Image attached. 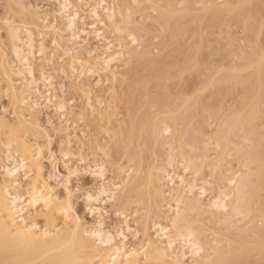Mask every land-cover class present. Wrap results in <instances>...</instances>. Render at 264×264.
<instances>
[{"label":"rangeland","instance_id":"obj_1","mask_svg":"<svg viewBox=\"0 0 264 264\" xmlns=\"http://www.w3.org/2000/svg\"><path fill=\"white\" fill-rule=\"evenodd\" d=\"M69 1L72 8H75L77 3L79 4L77 9L75 8L77 13H79L77 27L80 30L88 32V25L89 23L91 24V18L89 17L90 11L87 12V10L92 9L90 8L92 6L93 8L97 7L99 2L103 0ZM177 1L182 3L172 2V0H105L103 1L104 3L99 4V15L101 17L103 16L102 18L105 20V7H119L121 5L122 8H119L121 10L117 11L122 13L123 18L128 17V21L124 22L122 26L123 32L117 34L108 33V30L104 31L102 30V26V28H98L99 25H97L96 29H101V33L106 34V37L102 34L105 40L102 37L95 38L92 34L86 36L82 33L77 43L70 42V44L68 38L66 39V33L62 34V40L55 37L56 35L54 36L55 32L52 27L56 26V28H59L62 22L57 17L58 15H56L57 5L53 0H0V50H2L0 51V56H4L3 58H1L2 56L0 57V119H3V125L6 123L9 126V128L7 126L4 128L1 125L2 128H0V186L7 182V179L1 172V161L4 157L2 155L4 154L3 147L8 143L12 145L10 146L13 148L12 150L19 151L21 142H26L25 144H28L29 147H35L37 145L36 147L41 149L39 150L41 154L38 158L40 162H37L42 170L36 174V171L33 169L34 167H31V169L29 168L25 171L27 176L20 173L22 176L19 174V178L17 177L16 179L19 186L17 185L18 187H15L17 192L22 195L26 194V196L29 193H26V191H29L30 186L31 191L34 184L37 187L42 185L44 189H47L48 192L50 191V195L53 197L51 203L53 206L50 204V208L44 209L41 208L42 205H37L30 207L27 210L28 212L24 214L25 221L28 224H37V230L48 229L49 227L50 230L52 228L58 230L59 228L62 229L59 232L68 235L73 229V220L75 217V219H79L80 227L78 226L79 228L77 229L79 235H83V232H85L84 229L93 230L94 227H101L100 229L105 230L106 234H111L112 236H110L112 238L115 237L111 243L112 246H119L121 244L120 241H122L123 243L125 242L126 249H136L147 239L156 241L157 239H155V232L152 227L155 222L152 220V217L147 215V210H142L145 206L143 207L142 204L136 203L137 206L135 207V204H131V209L124 208L126 212L123 211L124 209L123 207L121 208V203L118 202L119 199L116 196V192H114L116 190L112 186L120 180L119 178L122 174H117V168L120 166L123 169L129 166V168H132L133 166L135 168H132L134 172L141 171L139 169L143 168L142 166H145L144 169H148L152 166L163 165V161L166 159V154L168 153V148L163 146L166 144L162 142L163 138L159 140L160 144H162L161 146L158 142V144H153L155 151L152 149V153L158 151L155 154L156 156L158 155V158L154 157V154L152 155L150 152L152 143H149V146L147 144V148L150 150L146 149V145L142 146L140 144H143L146 139L141 128L146 127L151 122V120L147 121L148 118L159 120L166 117L171 122L169 123L172 124L174 122L170 118L173 119L183 113V110H185L183 106L192 105L189 113L193 115V119L191 117V122H187L190 127L186 124L190 132H183L182 135H185V137L183 136L184 139H182V136L179 137L181 138L180 140L178 137H175V139L177 138L178 140H176L178 142L182 140L184 142H181L182 148H187L185 146H188V150L190 147H194L196 142L199 146L195 145V152L199 149L200 151L198 153L196 152L198 155L200 153L201 157L208 155L206 157L210 158V160L207 158V161L204 162L203 172L195 177V183L197 185L200 184V180L205 175L208 181L217 183L220 172L225 169V166H228L225 162L219 160L222 159L221 149L224 147L227 138V142L229 143H226V146H228L226 151L229 152V157L225 161H228L227 163L231 167L230 169L233 172H237L238 175L244 174L247 170L251 173V181L253 183L250 197L252 214L257 218L258 225L262 227L264 233V0ZM23 8L25 9L23 10ZM128 8L129 15L125 17L126 13L124 10ZM215 17H217L216 23L210 25L209 21ZM6 19L12 22V25H23L21 27L27 28V30L32 32L35 45H38L42 40L45 47V54L35 53L31 61L34 66L36 64L33 67L34 77L37 82L38 92L42 94L41 97L46 96V82H41L42 80L39 76L41 70L45 71V73L47 72L46 75L50 77L48 82L51 85L53 84L50 87V89L53 87V90H49V92L51 91L50 95L52 96L54 93L55 95L53 96H58L55 97L57 98L56 101L53 98L55 102L51 99L52 103L49 104L52 105H49L47 102H42V105V100H40L39 104L41 106L39 105V109L28 112L26 109H22L23 111L19 110L21 109L19 104H16V100L14 101L15 98L11 94V90H9V86L7 87L8 81L1 72V64H4V62L13 66V68L16 66L7 40L6 27L4 25L5 22H8ZM118 20L121 21L122 18L118 17ZM44 26H51L52 29L46 30L44 28L42 30ZM42 31L44 32L42 33ZM21 34L23 36L24 32H21ZM41 34H44V36H41ZM128 34L134 35L137 40L136 43H132L129 40ZM23 37H25V34ZM107 37L108 40H106ZM84 40L86 43L83 42ZM119 44L122 46L126 45L127 49H129L128 52L130 51L132 53L133 51L132 54L134 55L132 57L130 56V58L128 56L131 54H125L124 56L114 55L111 64L113 66H111L112 68L108 72L102 71L98 67L91 74L82 73L79 79H75L74 76L71 77L68 65L74 62L77 63L79 58L85 61H83L84 64L95 63L96 56L102 53L114 54L118 52ZM65 52L66 55L64 56ZM50 56L53 58L48 63L46 60ZM66 57H68V60ZM62 59L66 61L63 62ZM69 59L74 62L71 61L69 63ZM110 72L115 75H111ZM10 77L16 87H19L24 82L20 80V77L14 75ZM181 80H184V83L187 81L188 84H186L188 87L184 86ZM72 82L73 85H71ZM75 84L78 87L80 86L79 90L73 87ZM180 85L183 87L182 90ZM183 90L184 92H181ZM81 91H90V96H88L92 102L95 101V105L97 104L96 101H101H98L100 104L96 107L97 112H95L97 114L94 112L88 116L90 111L85 108L86 96H83L85 93H81ZM178 91L182 93V96H180ZM189 95L193 98L197 97L195 105L192 103L193 98H190ZM173 96L179 99L177 98L176 101ZM184 96L190 99L186 98L185 100L187 102H185L183 99ZM157 98L158 102H161V100L162 102L165 101L169 106L182 101L180 104L178 103L179 105H176L174 110H171L168 106L169 114H164L165 112L159 114V108L153 103ZM172 100L175 101L172 102ZM59 101L65 104V111L63 113L53 108ZM82 102H85V104ZM15 105H17L18 109ZM167 109L165 110L166 112ZM98 112H100L101 118H99ZM103 112L106 115H103ZM67 113L71 114L69 115ZM129 113L131 115H128ZM24 116H26L27 121L30 119L28 121L29 123L35 120L36 124L38 123V128L30 126ZM22 120H25L28 125ZM110 120L111 122L107 123ZM193 120L194 122L197 120L199 125L194 123ZM133 122L136 126V135L139 133L143 135L136 136L131 141L128 139L126 141L124 139V142L121 141L126 135L124 133L130 130ZM194 124V127H199V133L198 131H193L192 126ZM174 125H177V122ZM186 125L184 126L186 127ZM26 127L30 130H27ZM181 127H176V129ZM198 127L196 128L198 129ZM109 129H111V132ZM216 130L220 133L215 134ZM193 132H196V135L197 133L199 134V139ZM188 133H190L192 140L188 141ZM192 134L195 136V141L193 140ZM92 137L95 139H92ZM208 137H212L209 139L211 140V144L205 149L204 145L207 144L206 140H208ZM196 139H198V142ZM116 140L121 143L119 145L115 144ZM165 140L164 138V142ZM167 140L170 141V139ZM183 140L189 144L186 143L185 145V141ZM191 141L193 146H191ZM67 142L70 143L68 144ZM93 142L102 145L101 147L105 146L106 156L99 151L93 153L96 152L94 150L92 151L91 146H93ZM216 142L220 145V149L218 150L214 146ZM18 143L19 145H17ZM132 147L134 148L132 149ZM137 148L143 149V154L145 153L144 164L140 162V160L144 161L140 159L143 157L141 156L143 154L140 155L141 157L136 155ZM174 148L177 147L175 146ZM139 150L138 152H141ZM65 151H70L74 156L63 157L62 154ZM197 154L195 155L198 156ZM146 155L150 157L147 160ZM133 158H136L135 160L139 161L141 163L140 165L143 164L141 168L138 167ZM203 158L205 159V157ZM211 159L214 161H211ZM216 159L219 160L217 162V168L212 170L211 166L216 163ZM129 160L132 162H129ZM99 165L104 168V176L101 179L95 175V169L96 167H100ZM173 173L177 175L181 174L178 168L174 169ZM190 173L186 172L184 175L187 180L192 178ZM211 173H213L212 176ZM168 188L170 190L165 188L164 191H166L165 194L167 193V196L170 195L171 197L173 194L171 188ZM103 189L105 191L102 192ZM11 192H13L12 189L10 190ZM113 192L115 194L114 196L112 195ZM208 193L209 189L205 193L207 196L204 195L202 197L204 203L210 200V196L212 198V193L215 194L212 190L209 196ZM130 195L133 196L134 194L131 193ZM65 204L69 207V210ZM63 209H66V212ZM163 211L164 214L167 213V211ZM99 214L100 216H98ZM100 217L101 219L99 220ZM98 221L101 226L98 224ZM160 223L162 224L163 221L161 220ZM64 224L69 226L68 228L71 230H64ZM119 233L124 235V240L122 237L120 238ZM248 236L251 242L245 246V251L240 252L241 259L238 264H264V235L256 236L253 233H249ZM188 257L185 258L186 264L191 263ZM97 258H93L95 260H92L91 264H98L99 262L97 261L99 259Z\"/></svg>","mask_w":264,"mask_h":264},{"label":"bare ground","instance_id":"obj_2","mask_svg":"<svg viewBox=\"0 0 264 264\" xmlns=\"http://www.w3.org/2000/svg\"><path fill=\"white\" fill-rule=\"evenodd\" d=\"M53 1L57 5V14L56 15H58L57 17H59V19L62 22V24L60 23L61 27H59V28H56V26L52 27L53 31L55 32L54 36L56 35L55 37L61 39L63 36L62 34L66 33L67 34L66 39L68 38L69 43L70 42H72L74 44L77 43V41L80 40V34H82V33L86 36L92 34L95 36V38L102 37V34H103V33H101L102 30H104V31L108 30L107 31L108 33L111 32L113 34L122 33L123 32L122 26H123L124 22L128 21V17H126V16L129 15V8L124 10V12L126 13L125 14L126 18H123L122 13L120 11H117V10H121V9H119L121 7V5L119 7H114V6L105 7L106 8V18L104 20L102 18L103 16L101 17L99 15V4L102 3L103 1H105V0H103V1H100L99 4L97 3L98 4L97 7L93 8V6H92V7H90L92 9L87 10V12L90 11L89 17L91 18V24L89 23V25H88L89 30L86 29V30H88V32H85L84 30H80L77 27V22L79 20L78 19L79 13H77L75 8L77 9V6L79 5L78 3L76 4L77 5L76 7L74 6L75 8H72L69 0H53ZM175 1L178 2L177 0H172V2H175ZM178 3H180V2H178ZM20 4H22V3H20ZM171 5H173V4H171ZM174 5L176 6V4H174ZM123 7H124V4H123ZM126 7H127V5H126ZM171 7H173V6H171ZM103 8H104V6H103ZM24 9L25 8H23V10ZM23 10L21 9V11H23ZM79 10H81V9H79ZM82 10H83V8H82ZM18 12H19V10H18ZM28 12H29V10H28ZM54 12H55V9H54ZM35 14H38V13H35ZM35 14H33V15H35ZM21 17H23V16H21ZM118 17H121L122 20L121 21L118 20ZM39 18H41V17H39ZM216 19H217V17L212 18L209 21V24L213 25L214 23H216ZM92 21H94V22H92ZM11 23L12 22L8 21V22H5L4 25L6 27L7 40L9 42L8 44L10 45L11 54L13 57V61L15 60V62H16V66L14 67L15 68L14 69L13 66L8 65L4 62V64H1V72H2L3 76L8 81L7 87L9 86L10 89L9 88L8 89L11 90V92H12L11 94L15 98L14 101L16 100V104L17 105L19 104V107L21 108L19 110L26 109V111H28V112H31V111L33 112L36 109H39L42 102H44V103L47 102L48 104L52 103L51 99L54 98L56 101L57 98H55V97H58V96L57 95L53 96V95H55L54 93L52 96L50 95L51 91L49 92V90H53V87H52V89H50V87L53 84L51 85V83L48 82L50 80V77H49V75L47 76L46 75L47 72L45 73V71H43V70H41L39 76L42 80L41 82H43V81H44V83L48 82L47 85L45 83L46 96L41 97L42 94H39V92H38L39 90L37 87V82H36V79L34 77V70H33V67H35L36 64L34 63L35 64V66H34L31 60H32L33 56L35 55V53L42 54V55L45 54V47L42 43V40L38 45H35L34 44L35 39H33L32 32L27 30V28L25 29L24 27H21L23 25L19 26L20 25L19 24L18 26H15V25H12L13 23L12 24ZM97 25H99L98 28H100L102 26L103 29L97 30L98 29V28L96 29ZM44 28H46V30L52 29L51 26L50 27L44 26L42 28V30ZM22 29H23V31H21ZM21 32H24L25 37H23L24 34L22 36ZM43 32L44 31H42V33ZM48 32H50V31H48ZM104 33H106V32H104ZM105 35H104V37H106ZM41 36H44V34H41ZM127 36L129 37V40L132 43H136L137 40L133 34H128ZM55 37H54V39H55ZM104 37H102L103 40H105ZM114 38H115V36H114ZM54 39H52V40L55 43L56 39L55 40ZM106 40H108V37ZM83 42H85V40ZM109 43H107V44L109 45ZM55 44H57V42ZM82 44H84V43H82ZM78 48H79V45H78ZM97 50H99V49H97ZM128 50L129 49H127L126 45H123V46L120 45L119 51L115 52L114 54L102 53L101 55L96 56V58L94 57L95 63L94 62L91 63L93 65L86 64V63L84 64L85 61L80 59L79 57L78 58H79V60H81V62H79V60H78L77 63L74 62L73 60L69 59L70 60L69 63H71V61L74 62V63H71L70 65H68L69 66L68 69L70 70L69 73L71 74V77L74 76L75 79H79L81 77L82 73H90L91 74V72H93L94 69L96 70L98 67H99L98 69H101L102 71L108 72L111 70V68H112L111 66H113L111 64L113 62V56L114 55L124 56L125 54H131L129 56L126 55L129 58H130V56L132 57L134 55V54H132L133 51H132V53H130V51L128 52ZM0 51H2V50H0ZM106 52H107V50H106ZM65 55H66V52H65L64 56ZM1 56H0L1 58L4 57L3 55H1ZM46 56H45V58H46ZM67 56H69V55H67ZM81 57H82V55H81ZM52 58L53 57L50 56L48 58V60H46V61L48 63H50L52 61ZM66 58L68 60V57H66ZM42 59H43V57H42ZM5 60L7 61V59H5ZM92 60L94 61V59H92ZM64 61H66V60H63V62ZM90 61H88V62H90ZM48 63H47V65H48ZM5 64H6V67H5ZM39 65H40V63H39ZM65 66H66V63H65ZM66 68H67V66H66ZM37 69H39V68H37ZM69 70H67V71H69ZM97 72H99V71H97ZM64 73H65V71H64ZM112 74L113 73H111V75ZM11 75H14L16 77H20L21 78L20 80H23L24 82L21 83L20 86L18 85L19 87L14 86L13 81L11 80V77H10ZM113 75H115V74H113ZM78 81H80V80H78ZM44 83H43V85H44ZM182 83H184V80L182 81ZM186 83H187V81H185L184 86L188 87L187 86L188 83L187 84ZM71 85H73V82ZM180 86H178V87H180ZM73 87H75L76 89L79 90L80 86L78 87L75 84ZM112 88H110V89H112ZM177 88H176V91H177ZM182 88L183 87L181 86V90H182ZM81 90H83V89H81ZM187 90H188V88H187ZM83 92L84 91H81V93H83ZM89 92L90 91L84 92L85 94H83V96L84 95L86 96L85 108H87L90 111L88 113V116H89V114H93L95 111L97 112L96 107L98 104H100L99 102H101L98 100L99 102L96 101L97 104L95 105V103H94L95 101L92 102L91 98L89 97L90 96ZM178 92L180 93V96H182L181 92H184V90L181 92L180 91H178ZM174 94H176V93H174ZM187 94H189V93H187ZM191 95H192V93H191ZM187 96H186V98H189V97L193 98L192 97L193 95L192 96L189 95V97H187ZM174 98L177 101L178 97L175 96ZM186 98H185V96L183 97L185 102H187L185 100ZM54 99H53V101H54ZM170 99H172V98H170ZM40 100H42L41 104H39ZM196 100H197V97L192 99L193 105L196 104ZM62 101L61 102L59 101L58 103L55 104V107H53V106L52 107L56 108V110L58 112L63 113L65 111V106H64L65 104ZM173 101H175V100H172V102ZM181 101H179L177 103L174 102V103H176L175 105L169 106V104H166L165 101L162 102V100H161V102L163 104L160 101L158 102V98H157V100L153 103H155V105L159 108L158 109L159 114H163L164 112H165L164 114H169L168 113L169 111L167 109L168 106H169V108H171V110H174L176 105H179ZM85 102L84 103L82 102V103L85 104ZM168 103H171V102H168ZM171 104H173V103H171ZM189 104L191 105V103H189ZM17 105H15V106L17 107ZM49 105H52V104H49ZM191 106H188V105L183 106L184 108L183 107L182 108L185 109V110H183L184 111L183 113H181V114L178 113L179 115L177 117H174L173 119L170 118L174 122L172 124H170L171 122L168 121V118H166V117H163L162 119H159V120L148 118L147 121L151 120V122L146 127L141 128L143 134L145 135L144 137L146 139L144 138L145 142H143V144L142 143H140V144L142 146L146 145V149H148L147 144L149 146V143H152V148L150 147L151 150L148 149V150H150L151 153L153 151H155V149L153 148V144L155 145V144L159 143L160 146L162 145V144H160V141H159L160 138L161 139L163 138L162 142L164 144L166 143L163 146H166V148H168L167 149L168 153L166 154V159L163 161V165L155 166V167L152 166L150 168L147 167L148 169H144L145 166H142V165L145 162V159H144L145 153L143 154V151H142L143 149L141 150V148H137V153L135 151L134 152L138 156L143 154V155H141V156H143L142 158H140L141 156L139 157L140 159L144 160V161L140 160V162L143 164L140 165L141 163L139 161H136L135 160L136 158L135 159L133 158V159L136 161L139 168H141V166L143 167L141 169L138 168L141 171H134L133 172V169H135V168H133V166H132L133 169L129 168L130 166L128 168H124V169L121 166H120L121 168L119 166H118L119 168H117L118 169L117 174H120V175L122 174L121 175L122 177L120 176L119 182L117 184H115V182H114L115 185L112 187H114V189L116 190L114 192H116V196L119 199L118 202L121 203L120 204L121 208L123 207V209L126 208L129 210L132 207V206H130L131 204H135V207H136L137 206L136 203H140L143 205V207L145 206V208H142V210L143 209H145V211L147 210L146 211L147 215L152 217V220L155 222V223H153L152 227H153V230L155 232V234H154L156 237L155 239H157V240L151 241V239L150 240L145 239L146 241L143 240L144 241V242H142L143 244H141V246L139 248L137 247L136 249H134V248L126 249L125 248L126 246L124 245L125 242L123 243L122 241H120L121 244L119 246H112L111 243L115 239V237H113L114 238L113 239L111 237L112 235L110 234L111 235L110 236V235L106 234L105 230L103 231L102 229H100L101 227L100 228L94 227L93 230L84 229L85 232H83L84 230L82 231L83 235L82 234L79 235L77 232V229L80 227L79 221H78L79 219H77V218L75 219V217L73 220L74 221L73 229L68 235H65V234L59 232L62 230L59 228H58V230H55L56 229L55 227H54L55 229L52 228L51 230L49 229L50 227L48 229L45 228L42 230L41 229L37 230V224H35V223H32V224L29 223L28 224L24 218V214L26 212H28L27 210L30 207H35L37 205H42L41 208L48 209V208H50V204L52 203V199H53V197H51V195H50V191L48 192V190L44 189L42 185L41 186L39 185L40 187H37L34 184L31 191H30V188H31V186H30V188L28 189L29 191H26V193L29 192V193H27V196H26V194H24L26 197L15 190V187L19 186L16 179L20 173L25 174V171L29 168L31 169V167H34L33 169L36 171V174L40 173V171L42 170L40 168L38 162H37V161H39L38 158L40 157V154H41L39 150H41V149H38V147H36L37 145L35 147H33V146L29 147L28 144L27 145L25 144L26 142L25 143L21 142L20 143L21 145H19V143L17 144L20 146L19 151H17V150H12L13 148L10 147L12 145L5 143L6 144L5 147H3L4 148V151H3L4 154H2V155H4V157H3V160L1 161L2 162L1 172L3 173V176L7 179V182L4 183L3 185L1 184V186H0V264H91V261L93 260V258L96 259L97 257H98L97 259H99V261H97V262H99L100 264H186L187 262L185 263V258L187 256H189L188 258L191 260L190 261L191 263H188V264H238L240 262V259H241V256L239 255L240 252L245 251V246L251 242L249 240L248 234L253 233L256 236L264 235V233L262 231V227H260L258 225L257 218L252 214V209H251V204H250L251 190H252V186H253V183L251 181L252 175L248 170L244 174L238 175L237 172H233L230 169L231 167L227 163L228 161H225L229 157V152L226 151V149L228 147V146H226L227 145L226 143H229V142H227L228 140L226 138L225 145L221 149L222 150L221 151L222 159H219V160L225 162L228 166H225L226 164L224 165L225 169H223L220 172L219 179H218L217 183H215V182L213 183L211 181H208L206 175H205V177L202 178V180H200L201 181L200 184L197 185L195 183L196 182L195 177L200 175L203 172L202 171L203 164L205 161H207V158H209V157H206L208 155L203 156V157H205V159H204L203 157H201L200 153L198 155L197 153H198V151H200L199 149H197L198 150V151H196L197 153L195 152V149H194L195 145L199 146V145H197L196 142H195L194 147H190L188 150L187 149L188 146H185L187 148L183 147L184 149H186V150H184L182 148V143H184V142H182V140H181V142H182L181 143L180 141L179 142L177 141L178 140L177 138H176L177 140L175 139V137L179 138L180 136H182V139H184L183 136L185 137V135H182L183 132L185 133L186 131L187 132L189 131V129H188L189 124L187 122L190 123L191 122L190 118L193 116L192 114L189 113L191 110V108H190ZM109 108H110V106H109ZM17 109H18V107H17ZM166 109H167V112L165 111ZM128 110H131V109H128ZM54 111H55V109H54ZM37 112H38V110H37ZM96 112H95V114H97ZM99 113L100 112H98V114ZM104 113L105 112H103L102 114L106 115ZM196 113H197V111H196ZM35 114H36V112H35ZM67 114H69V113H67ZM24 115H25V113H24ZM57 115H59V114H57ZM111 115H113V114H111ZM128 115H131V113H129ZM21 116H20V118H21ZM64 116H65V114H64ZM99 116H100V114H99ZM196 116H197V114H196ZM24 117L26 119V116H24ZM61 117L63 118V116H61ZM94 117H96V116H94ZM29 118H30V116H29ZM99 118H101V116ZM155 118H157V117H155ZM192 119H193V117H192ZM2 120L3 119H0V121H1L0 122L1 123L0 128H2V127L6 128V126H7V128H9V126L6 125V123L4 124L5 126L3 125L4 121L2 122ZM22 121L25 122V120H22ZM26 121H27V119H26ZM33 121L34 122H32V123L28 122V124L32 127L34 126L35 128H38V126H37L38 123L36 124V121L35 120H33ZM110 122H111V120L107 123H110ZM175 122H177V125H174ZM193 122H194V120H193ZM25 123H23L24 126H26ZM96 123H98V122H96ZM117 123H118V121H117ZM194 123L198 124L197 120ZM186 124H188V126ZM1 125H2V127H1ZM98 125H100V124H98ZM118 125H119V123H118ZM184 125H186L187 130H186V127ZM179 126L180 127L182 126L181 127L182 129L181 128L176 129V127H179ZM194 126H195V124L192 126L193 131H198V133H199V131H200L199 127L196 126V127H198V129H197ZM121 127H122V125H121ZM28 128H31V127H28ZM100 128H101V126H100ZM135 128H136V126L133 122L130 130L127 133H124V134H126L124 137L122 136L123 140H121V139L120 140L123 142H124V139H125V141H126V139L131 141V140H133L132 138H134L136 136L137 137H139L140 135L142 136L143 134H140V133L138 135H136L137 132H135L136 131ZM26 129H27V127H26ZM43 129H45V128H43ZM105 129H106V127H105ZM2 130H4V129H2ZM7 130H9V129H7ZM27 130H30V129H27ZM109 130L111 132V129H109ZM218 130H220V129H218ZM124 131H125V129H124ZM105 132H106V130H105ZM220 132H221V130H220ZM220 132H217V130H216L215 134H218ZM193 133L195 134L196 132H193ZM198 133H197V135L195 134L196 137L199 135ZM188 134H189L188 141L192 140L190 133H188ZM194 134H192V135H193V140L195 141ZM186 136L188 137V135H186ZM93 137H92V139H95ZM164 138L166 140L170 139V141L165 140V142H164ZM210 138H212V137H210ZM210 138L208 137L207 138L208 140H206L207 144L204 145L205 149L208 148V146H210V144H211V140H209ZM117 139H119V138H117ZM180 139L181 138H179V140ZM198 139H199V136H198ZM198 139H196L197 142H198ZM111 140L113 141V139H111ZM90 141H89V143H90ZM183 141H185V140H183ZM204 142H205V140H204ZM67 143L69 144L70 142H67ZM119 143H121V142L116 140L115 144L119 145ZM186 143L187 142L185 141V145H186ZM190 143H191V146H193L192 141ZM187 144H189V143H187ZM173 145H174V147L176 146L177 148L172 147ZM101 146L102 145H99V144L93 142V146H91L92 151L93 150L96 151L93 153H97V151H99L105 155V152H106L104 150L105 146H103V147H101ZM214 146L217 150L220 149L219 143L216 142L214 144ZM32 147L34 148V150H32L33 149ZM87 147H88V145H87ZM39 148H40V146H39ZM133 148L134 147H132V149ZM138 149H140L139 151H141L142 153L138 152ZM152 149H154V150L152 151ZM87 150L89 151L88 148H87ZM204 150H203V152H204ZM130 152L132 153V151H130ZM156 153L154 152V153H152V155L154 154L153 156L157 157L158 155L156 156L155 155ZM125 154H127V153H125ZM195 154H197L199 157L196 156ZM62 155H63V157L64 156L68 157L71 155L74 156L70 151H65ZM75 156H76V154H75ZM148 157H149V155H148ZM148 157L146 155V160ZM209 160H210V158H209ZM214 160H215V158H214ZM214 160L211 159V161H214ZM219 160L216 159V163L213 166H211L212 170L217 168V162H219ZM149 161L153 162L152 160H149ZM129 162H132V161L129 160ZM134 166H136V165H134ZM146 166H147V164H146ZM177 168L180 170V173H181L180 175L173 173V170L177 169ZM103 169L104 168L101 166L96 167V169H95L96 170L95 175L99 179H101L104 176L103 175V173H104ZM142 169L144 170V172H142L143 171ZM28 171H30V170H28ZM140 172H142L144 176L143 175L141 176L142 173L140 174ZM186 172H191L190 175L192 176V178L190 180L189 179L187 180L186 177L184 176ZM28 174H29V172H28ZM212 174L213 173H211V176H212ZM137 175H139V176H137ZM24 176H27V175L25 174ZM168 187L171 188V191L173 194V195H171V197H170V195H168L170 198L167 196V193L165 194L166 191H164L165 188H167V190H170ZM11 189L13 190V192L10 193ZM208 189H209V193L212 190L215 192V194L212 193L213 194L212 198L210 196V200L207 203H204V201L202 200V197L205 195L206 192H208ZM103 191H105V190L103 189L102 192ZM107 192H108V190H107ZM114 192L112 194L113 196L115 195ZM117 192H118V195H117ZM104 193H106V192H104ZM131 193H133L134 195L131 196L130 195ZM209 193H208V196H209ZM109 194H111V193H109ZM169 194H171V193H169ZM116 196H115V199H116ZM205 196H207V195H205ZM51 205L53 206V204H51ZM65 206H67V205L65 204ZM67 208L69 210L68 206H67ZM133 208H134V206H133ZM163 210L167 211V213L165 212L166 214H164ZM123 211L126 212L125 209ZM65 212H63V213H65ZM94 215H96V214H94ZM98 216H100V214ZM100 219H101V217L99 218V220ZM161 220L163 221L162 224L160 223ZM157 221H160V222H157ZM98 224H100V222ZM98 224H96V225H98ZM100 226H101V224H100ZM68 227L69 226L65 225L64 230H66V229L71 230ZM206 233H208V234H206ZM121 234L119 233V236H120V238L122 237V239L124 240L125 239L124 235H121ZM84 235H85V237H84Z\"/></svg>","mask_w":264,"mask_h":264}]
</instances>
